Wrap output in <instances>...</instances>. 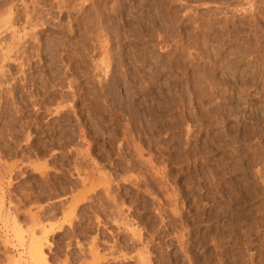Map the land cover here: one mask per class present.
Here are the masks:
<instances>
[{
  "label": "rangeland",
  "instance_id": "374dc122",
  "mask_svg": "<svg viewBox=\"0 0 264 264\" xmlns=\"http://www.w3.org/2000/svg\"><path fill=\"white\" fill-rule=\"evenodd\" d=\"M0 68V264H264V0H0Z\"/></svg>",
  "mask_w": 264,
  "mask_h": 264
},
{
  "label": "bare ground",
  "instance_id": "6f19581e",
  "mask_svg": "<svg viewBox=\"0 0 264 264\" xmlns=\"http://www.w3.org/2000/svg\"><path fill=\"white\" fill-rule=\"evenodd\" d=\"M251 4V3H250ZM251 6V5H250ZM258 6V5H257ZM256 6V7H257ZM249 7V6H248ZM239 9V8H238ZM61 10V9H60ZM82 10V9H81ZM250 11V10H249ZM257 11V10H256ZM251 12V11H250ZM254 12V11H253ZM84 13V12H83ZM254 14V13H253ZM259 14V13H258ZM8 15V14H7ZM26 15V14H25ZM251 16V15H250ZM10 18V17H9ZM29 18V17H28ZM250 18V17H249ZM254 18V17H253ZM7 19H8V17H7ZM7 19H6V21H7ZM228 19V18H227ZM260 19V18H259ZM26 20V19H25ZM248 20V19H247ZM80 21V20H79ZM26 22H27V20H26ZM77 22V21H76ZM252 22V21H251ZM10 24V23H9ZM251 24V23H250ZM2 25V24H1ZM229 25V24H228ZM241 25V24H240ZM2 26H4V25H2ZM107 26V25H106ZM212 26V25H211ZM12 29V28H11ZM83 29V28H82ZM155 29V28H154ZM234 29V28H233ZM70 30V29H69ZM232 30V29H231ZM246 30V29H245ZM13 31V30H12ZM98 31V30H97ZM5 32V31H4ZM27 32V31H26ZM68 32H70V31H68ZM88 32V31H87ZM101 34V33H100ZM23 35V34H22ZM237 35V34H236ZM24 36V35H23ZM83 37V36H82ZM14 38V37H13ZM104 39V38H103ZM233 39V38H232ZM207 40V39H206ZM18 41V40H17ZM103 41V40H102ZM232 41V40H231ZM239 41V40H238ZM79 42V41H78ZM235 42V41H234ZM246 42V41H245ZM24 43V42H23ZM97 43V42H96ZM237 43V42H236ZM64 44V43H63ZM242 44V43H241ZM97 45V44H96ZM99 45V44H98ZM250 45V44H249ZM16 46V45H15ZM106 46V45H105ZM108 46V45H107ZM244 46V45H243ZM251 46V45H250ZM14 47V46H13ZM77 47V46H76ZM100 47V46H99ZM241 47V46H240ZM102 48V47H101ZM104 48V47H103ZM247 49V48H246ZM13 50V49H12ZM101 50V49H100ZM11 51V50H10ZM70 52V51H69ZM232 52V51H231ZM101 53V52H100ZM103 53V52H102ZM106 54V53H105ZM108 54V53H107ZM77 55V54H76ZM59 56V55H58ZM98 56V55H97ZM14 57V56H13ZM70 58V57H69ZM245 58V57H244ZM4 59V58H3ZM257 59V58H256ZM99 60V59H98ZM10 61V60H9ZM15 62V61H14ZM102 62V61H101ZM13 63V62H12ZM104 64H106L105 62H104ZM248 65V64H247ZM18 66V65H17ZM20 66V65H19ZM107 66V65H106ZM215 66V65H214ZM202 68V67H201ZM1 69V68H0ZM16 70V69H15ZM101 70V69H100ZM1 72V71H0ZM6 72V71H5ZM97 72V71H96ZM221 73V72H220ZM211 74V73H210ZM21 75V74H20ZM3 76V75H2ZM76 79V78H75ZM220 80V79H219ZM168 81V80H167ZM201 82V81H200ZM1 83V82H0ZM11 83V82H10ZM21 83V82H20ZM91 83V82H90ZM216 83V82H215ZM101 85V84H100ZM54 86V85H53ZM34 87V86H33ZM126 87V86H125ZM224 87V86H223ZM260 88V87H259ZM247 89V88H246ZM9 90V89H8ZM79 92V91H78ZM72 94V93H71ZM78 94V93H77ZM173 99V98H172ZM61 103V102H60ZM70 103V102H69ZM68 105V104H67ZM76 106V105H75ZM80 107V106H79ZM60 108V107H59ZM46 110V109H45ZM55 112V111H54ZM66 113V112H65ZM90 113V112H89ZM68 124V123H67ZM79 126V125H78ZM189 129V128H188ZM98 131V130H97ZM70 133V132H69ZM87 138V137H86ZM138 138V137H137ZM145 138V137H144ZM91 139V138H90ZM142 140V139H141ZM58 141V140H57ZM4 145V144H3ZM97 145V144H96ZM141 145V144H140ZM150 145V144H149ZM111 149V148H110ZM128 149V148H127ZM142 149V148H141ZM144 151V150H143ZM143 151H141V152H143ZM132 152V151H131ZM151 152V151H150ZM83 153V152H82ZM137 154L139 155V153H138V151H137ZM120 155V154H119ZM74 156V155H73ZM97 156V155H96ZM151 156V155H150ZM41 158V157H40ZM73 158V157H72ZM111 158V157H110ZM136 158V157H135ZM44 162V161H43ZM54 162V161H53ZM145 162H147V161H145ZM31 163V162H30ZM36 164V163H35ZM44 164H45V162H44ZM69 164V163H68ZM95 164V163H94ZM148 164V163H147ZM42 165V164H41ZM46 165V164H45ZM32 166V165H31ZM40 166V165H39ZM159 166V165H158ZM99 167V166H98ZM75 167L73 166V169H74ZM78 168H80V167H78ZM34 170V169H33ZM43 170H44V168H43ZM76 170V169H75ZM37 171V170H36ZM153 171V170H152ZM101 172V171H100ZM38 173V172H37ZM101 174V173H100ZM108 174V173H107ZM165 174V173H164ZM44 175V174H43ZM154 175V174H153ZM79 177V176H78ZM95 177V176H94ZM137 177V176H136ZM144 177V176H143ZM89 178V177H88ZM148 178V177H147ZM82 179V178H81ZM137 179V178H136ZM264 180V179H263ZM93 181V180H92ZM102 181H104V179L102 180ZM107 181V183L109 182L108 180H106ZM135 181V180H134ZM98 182V181H97ZM101 182V181H100ZM92 183V182H91ZM95 183V182H94ZM105 183V182H104ZM118 184V183H117ZM92 185V184H91ZM95 185V184H94ZM89 186H90V184H89ZM93 186V185H92ZM159 186V185H158ZM164 187V186H163ZM95 187H93L92 189H94ZM103 188H104V186H103ZM151 188V187H150ZM43 189V188H42ZM145 189V188H144ZM89 191V190H88ZM108 191V190H107ZM106 191V192H107ZM160 192V191H159ZM169 192V191H168ZM86 194V193H85ZM111 194V193H110ZM84 195V194H83ZM82 195V196H83ZM113 195V194H112ZM80 196H81V194H80ZM81 196V197H82ZM169 196V195H168ZM80 198V197H79ZM78 199V198H77ZM114 200V199H113ZM173 200V199H172ZM99 202V201H98ZM75 203H76V201H75ZM75 203H72V205L73 204H75ZM46 207V206H45ZM73 207V206H72ZM62 208H63V206H62ZM15 209V208H14ZM173 209V208H172ZM36 210V209H35ZM263 210V209H262ZM42 211V210H41ZM103 214V213H102ZM164 214V213H163ZM69 215H70V213H69ZM30 216H31V214H30ZM34 216V215H33ZM38 218V217H37ZM33 220V219H32ZM72 220V219H71ZM174 221V220H173ZM34 222V221H33ZM36 223V222H35ZM33 224V223H32ZM130 225V224H129ZM125 226H126V224H125ZM135 227V226H134ZM50 228V227H49ZM42 229H43V227H42ZM130 229V228H129ZM40 230V229H39ZM45 232V231H44ZM135 232V231H134ZM43 233V232H42ZM137 233V232H136ZM135 234V233H134ZM132 235V234H131ZM136 235V234H135ZM31 236V235H30ZM134 236V235H133ZM30 238V237H29ZM182 238V237H181ZM36 239V238H35ZM34 238H31V240H29L30 242H29V250H28V254H29V257H30V259L32 260V262H35L34 264H38V262H39V264H40V262L42 261V260H44V258H43V256H42V249H41V245H40V243L37 241V240H35ZM38 239V238H37ZM138 240V239H137ZM21 246V245H20ZM117 246V245H116ZM91 250H93V249H91ZM111 250V249H110ZM146 250V249H145ZM89 251V250H88ZM96 252V251H95ZM94 252V253H95ZM90 253V252H89ZM124 255V254H123ZM97 256H98V254H97ZM103 257V256H102ZM110 257V256H109ZM137 257H138V255H137ZM123 258V257H122ZM140 261L141 260H143L142 259V257L140 256ZM116 259V258H115ZM98 260V259H97ZM145 260V259H144ZM148 260V259H147ZM104 261V260H103ZM149 262V261H148ZM19 263V262H18ZM42 264H45V263H43V261L41 262ZM93 263V262H92ZM33 264V263H32ZM66 264V263H65Z\"/></svg>",
  "mask_w": 264,
  "mask_h": 264
}]
</instances>
